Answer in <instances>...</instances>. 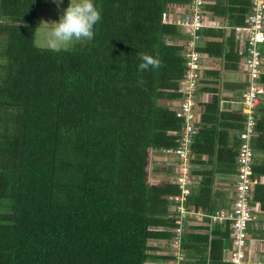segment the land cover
<instances>
[{
  "label": "trees",
  "instance_id": "16d2710c",
  "mask_svg": "<svg viewBox=\"0 0 264 264\" xmlns=\"http://www.w3.org/2000/svg\"><path fill=\"white\" fill-rule=\"evenodd\" d=\"M186 1L93 0L101 13L94 38L55 53L33 46L36 0H0V264H158L170 257L152 240L170 239L169 195L179 188L153 181L151 170L153 151L177 145L183 125L169 102L180 97L183 31L161 12ZM250 7L251 0L206 4L231 25L244 23ZM201 33L202 52L226 62L239 54L233 33ZM141 52L160 66L139 72ZM227 115L214 93L201 107L190 143L200 179L187 206L209 210L215 173L236 172L239 138L230 145L227 129L240 118L228 126ZM253 171L264 173V164ZM255 199L264 201V192ZM229 231L228 221L189 226L186 261L230 264L223 258Z\"/></svg>",
  "mask_w": 264,
  "mask_h": 264
},
{
  "label": "built area",
  "instance_id": "2783aa9c",
  "mask_svg": "<svg viewBox=\"0 0 264 264\" xmlns=\"http://www.w3.org/2000/svg\"><path fill=\"white\" fill-rule=\"evenodd\" d=\"M206 0H187L183 3H169L161 12V20L176 24L186 30L188 37L184 42L185 71L180 79L178 103L173 107L175 115L183 119V125L176 136L177 145L162 148L164 153L175 156L176 175L171 181L178 185L179 191L169 195V211L174 218L170 237V257L158 264H188L183 243V233L193 219L207 217L210 222L228 221L231 245L226 260L230 264H249L247 258V228L254 218L250 203L253 188L258 176L253 171L254 150L251 144L257 123L256 106L264 99V0H251L250 11L242 24L225 26L234 34L239 54L248 73L246 88L241 94V107L244 114L243 127L238 132L236 153V172L234 173V197L229 207L195 209L187 206V197L196 183L192 172V152L190 143L197 132L198 88L203 75L205 52L198 47L202 39V29L206 26ZM230 27V28H229ZM228 33V34H230Z\"/></svg>",
  "mask_w": 264,
  "mask_h": 264
},
{
  "label": "crops",
  "instance_id": "0c3cea01",
  "mask_svg": "<svg viewBox=\"0 0 264 264\" xmlns=\"http://www.w3.org/2000/svg\"><path fill=\"white\" fill-rule=\"evenodd\" d=\"M213 2V0H206L204 9L206 8V4L209 2ZM181 10H184L186 7V2L179 6ZM206 12V28L212 27L216 29H224V37L230 33L229 29L225 28V26H230L229 19L227 15H219L213 13L209 9H205ZM180 30L183 31V34L180 38L177 39V42L183 44L188 37V33L182 27H179ZM230 28V27H229ZM186 35V36H185ZM208 39H218L216 35H209ZM261 49H264V44L260 45ZM206 56L204 57V68L202 79L198 88V118L200 116L201 107H204V103L210 101L213 93L218 95L219 98V107L223 111H226L232 115H227L223 119L226 121L224 124H228L230 126V122L235 123L234 118L235 115H239L240 126L230 127L227 129V140L231 145L234 144L236 140H238V132L243 127L244 114L242 111L241 105V94L242 91L246 88L248 73L243 64L242 56L237 53L235 59L225 61L222 55H211L205 52ZM264 63V60H263ZM214 90H212V88ZM178 97L170 100V104L172 107L176 106L178 103ZM165 102L166 100H162ZM231 116V117H230ZM256 116H257V124L258 128H256L255 135L252 136V140L254 142L258 140L259 147H262V140L264 139V99L261 103L256 106ZM238 142V141H237ZM264 148V146H263ZM262 156L264 154V150H261ZM261 156V157H262ZM204 159H208V154L204 153L202 155ZM152 162L154 169L151 170V179H154L157 182L163 181H171L176 175V166H175V156L173 154L164 153L162 150L155 149L153 151ZM211 166V163H209ZM255 165L264 164L263 162H253ZM196 163L193 164L192 169L195 168ZM155 175V176H154ZM196 176V183H198L200 179L199 173H194ZM259 180L258 183L255 184L250 203L253 206L254 218L250 221L248 226H253L255 230V235L251 237H247V243L249 246V251L247 250V258L249 260V264H264V201L255 199L256 191L264 192V173H256ZM213 188L211 194V208L215 207H229L232 203L234 197V173H223L216 172L213 181ZM258 202V203H257ZM208 223V220L203 219H193L188 227L191 225L194 226H202ZM187 227V228H188ZM197 230H202L198 228ZM249 236V231H247ZM152 243L157 247V252L160 254L169 253L171 249L170 239L168 238H154ZM231 245L230 236L227 240V243L223 247V258L226 259L228 249ZM247 246V247H248ZM195 264L193 262H188V264Z\"/></svg>",
  "mask_w": 264,
  "mask_h": 264
},
{
  "label": "clouds",
  "instance_id": "9594fccd",
  "mask_svg": "<svg viewBox=\"0 0 264 264\" xmlns=\"http://www.w3.org/2000/svg\"><path fill=\"white\" fill-rule=\"evenodd\" d=\"M53 2L59 9L63 0ZM100 19L101 13L93 0H69L58 20L41 19L32 34L33 46L55 53L70 51L77 44H86L94 38V26ZM139 59L138 71L141 73L160 66L159 59L147 52L139 53ZM138 82L142 83V78Z\"/></svg>",
  "mask_w": 264,
  "mask_h": 264
},
{
  "label": "rangeland",
  "instance_id": "374dc122",
  "mask_svg": "<svg viewBox=\"0 0 264 264\" xmlns=\"http://www.w3.org/2000/svg\"><path fill=\"white\" fill-rule=\"evenodd\" d=\"M37 1V7H36V26L40 23L41 19L44 20H58L60 12L68 6L69 0H63L60 8L58 9L56 4L53 2V0H36ZM35 26V27H36ZM80 44H77L78 46ZM75 47V46H74ZM254 155H253V162H263L264 161V154L262 156V151L264 150L263 147H259L258 140L254 142V140L251 141ZM262 156V157H261ZM155 176V175H154ZM155 181L154 179H152ZM247 231H249V236L251 237L255 235V230L253 226H248ZM249 251V246H248Z\"/></svg>",
  "mask_w": 264,
  "mask_h": 264
}]
</instances>
